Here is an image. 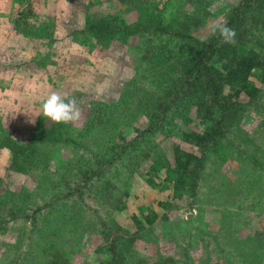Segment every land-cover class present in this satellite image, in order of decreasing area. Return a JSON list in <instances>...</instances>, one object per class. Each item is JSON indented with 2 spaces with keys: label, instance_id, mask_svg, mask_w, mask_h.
<instances>
[{
  "label": "rangeland",
  "instance_id": "374dc122",
  "mask_svg": "<svg viewBox=\"0 0 264 264\" xmlns=\"http://www.w3.org/2000/svg\"><path fill=\"white\" fill-rule=\"evenodd\" d=\"M241 1L0 0V140L9 136L28 149L38 124L45 133L25 172L0 148V264H40L46 247L67 249L73 238L81 249L72 264H264V191L252 187L239 197L227 186L243 151L264 150V114L242 107L240 127L227 132L238 149L223 141L207 154L196 200L184 190L174 195L169 187L177 180L166 169L177 145L190 148L182 132L202 125L196 108L181 100L159 130L146 132L151 118L163 115L152 108L155 98L175 95L182 64L200 57L193 41L176 35V17L199 16L193 36L207 41L208 25L225 24ZM110 15H121L129 29L106 44L88 22L104 17L109 28L118 25L108 23ZM250 37L247 49L264 54V29L251 26ZM262 91L264 106V85ZM52 92L75 98L78 122L43 115L41 103ZM77 182L80 189L70 193ZM219 218L229 225L220 227ZM117 235L124 247L110 255L103 247Z\"/></svg>",
  "mask_w": 264,
  "mask_h": 264
},
{
  "label": "trees",
  "instance_id": "16d2710c",
  "mask_svg": "<svg viewBox=\"0 0 264 264\" xmlns=\"http://www.w3.org/2000/svg\"><path fill=\"white\" fill-rule=\"evenodd\" d=\"M230 10L228 21L225 24L230 28H234L237 33V43L235 45L222 43L218 34L212 35L207 41H201L194 37L195 31L202 27V21L197 15L186 14L183 16V18L185 17L184 19L178 17L175 19L177 24L176 35L181 40L188 38L193 41L200 50V57L194 63L182 64L184 67V70L181 71L182 77L173 80L174 83L178 81L181 83V88L175 95L172 92H162L158 96L156 95L152 108L158 114L162 112L163 115H161L159 122H154L151 118L146 132L159 130L155 129V127H161L160 123L164 121L167 110H170L175 104L185 99H188L189 103L196 108V114L202 120L201 127H199L200 125L197 126L198 129L182 132L181 140L188 144L190 148L177 145L173 151V166L168 165L166 167V169H169V173L177 180L174 186L169 188L173 190L174 195L178 198L182 197V190H184L193 200L197 199L196 195L200 187L204 163L210 151L218 148L223 141L228 142L227 145L232 150L238 149L229 139L227 132L229 131L230 134L233 129L240 127L239 120H236V117H239L240 112L244 110L243 106L248 105L250 106L249 108L253 107L258 113L264 114V106L258 103L263 94L264 54L254 48L247 49L251 26H261L264 29V0H242ZM106 19L108 23H118V25L109 28L104 22V17L100 20L89 21L88 25L93 35L96 34L100 41L108 44L120 35L119 31L129 28L121 19V15H116L115 17L110 15ZM21 22H18L17 25ZM17 27L20 29L22 26ZM192 27L196 29L193 30ZM128 32H131V30ZM124 33L122 32V34ZM105 46L108 47L109 45ZM226 89H228V92H226ZM169 96L171 97L170 99ZM176 99L177 101L174 103ZM34 131V136L28 149L27 147L23 148L19 142L9 136H5L0 140V148L7 147L11 151L15 159L13 166L20 172L26 171V165L30 163L29 156L36 151L38 142L44 138L45 133L42 125L38 124ZM257 152L258 154H246L243 151L245 155L237 157L240 158L241 163L237 169L236 164L233 165L236 174L231 177V182L227 185L235 196H246L247 194L245 193H250L252 187H257L259 190L264 191V150L260 152L259 149ZM232 156H236L235 152H232ZM115 159L116 156L110 161H100L99 170L112 165L116 161ZM246 170H251V172L245 173ZM247 177H253L254 180L249 179L247 181ZM182 186L189 188L185 189ZM80 187L81 185L77 182L68 190L72 193L71 190L78 191ZM125 194L127 196L128 192ZM121 205L123 206H120V208H127L124 203ZM251 205H254L252 210L255 213L257 204L252 203ZM166 206L169 207L168 205ZM47 207L48 205L38 206L33 214L27 216V219L36 217L38 213H41ZM157 216V213L152 212L148 220L153 222ZM134 219H137V216ZM164 219L167 220L169 217L166 215ZM217 222L220 227L228 226L230 223L229 221L224 222L220 218ZM126 233L129 234L130 231ZM116 239L120 243L117 242L116 244ZM121 242L123 241L117 235V237L113 238V242L104 245L103 249L112 255L119 245H121V248L124 247ZM62 243L63 241H61ZM245 243L244 247H242L244 249ZM58 247L53 243L50 247H46L41 257L43 262L40 264H72V254H76L81 249L80 246L74 245V238L67 243L66 248L68 250L63 248L64 246ZM251 249L250 251H252ZM239 253L245 255L244 250L239 251ZM106 263L107 260L100 261V264ZM155 264H173V260L162 258Z\"/></svg>",
  "mask_w": 264,
  "mask_h": 264
},
{
  "label": "clouds",
  "instance_id": "9594fccd",
  "mask_svg": "<svg viewBox=\"0 0 264 264\" xmlns=\"http://www.w3.org/2000/svg\"><path fill=\"white\" fill-rule=\"evenodd\" d=\"M212 35H219L224 44L235 45L236 31L226 24L212 23L208 25ZM43 115L57 124L76 123L81 119V110L77 106L75 98H66L57 92L50 93L41 103Z\"/></svg>",
  "mask_w": 264,
  "mask_h": 264
}]
</instances>
